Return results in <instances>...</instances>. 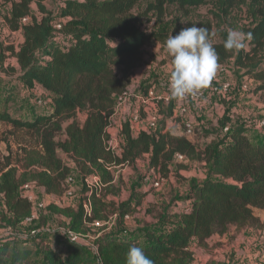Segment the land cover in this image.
I'll list each match as a JSON object with an SVG mask.
<instances>
[{"label":"trees","instance_id":"obj_1","mask_svg":"<svg viewBox=\"0 0 264 264\" xmlns=\"http://www.w3.org/2000/svg\"><path fill=\"white\" fill-rule=\"evenodd\" d=\"M237 1L225 0L223 13L228 14ZM5 2L11 4L5 22L12 31L22 30L23 42L16 50L13 44L0 41V66L15 56L21 80L30 87L37 85L52 101L48 112L32 119L17 118L7 110L12 92L0 96V123L9 126L0 138L6 145V154L0 156V195L8 211L17 222L31 214L33 204L21 194L27 183L49 195L63 196L73 171L71 161L85 187L77 208L62 210L71 218V230L80 232L81 227L105 223L111 217L118 226L97 239V262L89 257L85 244L67 238L63 247L48 244L42 248L43 264H126L133 245L143 248L155 264H194L193 242L206 247L211 236L223 235L232 226L264 228V218L258 214L264 212V137L251 136L244 121L224 116L220 130L227 125L230 130L201 147L187 135L166 129L168 119L181 122L182 118L174 113V99L161 100L163 119L156 130L141 129L133 135L129 120L120 130L125 136L120 151L108 149L110 118L118 98L131 91L138 69L145 64V47L169 36L165 27L144 29L142 20L151 15L159 24L167 6L186 12L207 0H64L56 13L46 0H0V7ZM25 17H31V22L21 24ZM56 24L61 27L57 29ZM206 28L212 32L210 25ZM246 33H251L248 49L230 51L224 48L228 31L220 33V42H212L218 64L232 59L234 67L254 79V92H263L264 9ZM176 154L184 155L185 163L198 161L207 168L205 177L192 181L186 196L177 199V204L187 203L181 211H173V203L167 205L154 215L153 222L124 234L125 217L137 210L144 196L134 194L117 204L97 196L98 190L88 194L87 176L97 172L111 179L113 167H135L144 156H148L150 170L167 178ZM178 168L186 165L178 164ZM88 200L90 216L84 209ZM46 237L39 233L35 240L49 241ZM32 255L30 244L0 239V264H31Z\"/></svg>","mask_w":264,"mask_h":264},{"label":"rangeland","instance_id":"obj_2","mask_svg":"<svg viewBox=\"0 0 264 264\" xmlns=\"http://www.w3.org/2000/svg\"><path fill=\"white\" fill-rule=\"evenodd\" d=\"M63 1L64 0H46V5L50 10L56 13L59 8L58 6ZM10 6V3L5 2L0 7V41L6 39L13 43L14 47H19L22 37L21 33L9 35L7 33V27L4 24V19L5 16L9 14ZM223 6H226L225 0H207L204 5L188 8V10L184 12L175 5H169L167 6L165 16L161 23L157 24L155 18L149 15L142 20V27L144 29L165 27L170 36L176 35L182 28L190 27L193 24L203 27L210 25L212 28L211 34H213L211 35V42H220V33L222 31L235 29L246 33L247 28L254 26V24L261 19V10L264 9V0H238L235 6L228 11V14L223 13ZM140 8H144L143 4ZM166 40L164 42L153 41L145 47V64L138 69L139 72L137 71L140 81L136 78L134 79L132 85L134 92H132L130 100L127 101L136 103L138 107L136 108L137 114L142 117V113L145 112L144 108L148 105L145 106V104L158 101L154 99L148 100L146 103L143 102L147 86L153 79L158 81L164 76L165 79L163 84H165L166 77L172 65V57L165 47ZM244 48L248 49V40ZM15 49L18 50L19 48ZM224 66V72L227 71L228 73V80L225 81V79L221 78L223 70H220V68L217 70L216 74L220 81L229 83L231 86V90L228 94L218 96L220 93L214 90L216 82L212 80L208 85L205 99L197 104L190 103L188 105V111L191 109V115H195L194 113L196 110L201 118H204V125L199 124L193 126L191 124L192 131L187 133L188 128L185 124H175L173 122L174 119L171 118L167 121L169 128H171L174 133L186 134L201 147L210 143L215 137L226 134L224 131L220 130V121L224 116H227L230 120L238 119L245 122L248 120L252 122L255 127L257 126L256 130H261V132L264 133V125L262 127L259 125L260 121L264 120V91L258 93L254 92L256 82L244 75L243 70L234 67L232 59L224 64ZM223 76L224 74L222 77ZM163 89L164 86L160 83L155 87L152 85L151 88L157 96H161L160 94ZM8 92H12L10 96L13 97L9 100L7 110L13 117L32 119L38 113L50 111L51 101L47 98L44 91L37 85L30 87L21 80L17 59L12 55L0 66V96L2 95V98H4ZM166 93V97L175 100V98L169 95L168 90ZM232 98L236 99L234 107H231ZM251 101H255L254 104L257 107L254 111L251 108L248 109L246 106V103ZM175 102L176 100L174 103ZM217 103L221 105L220 110H216L215 104ZM225 104L230 105L228 107L229 112H222ZM199 106H202V109H198ZM200 116L196 117L195 115V118L199 119ZM117 119V117L112 118L110 122V136L113 143H117L118 146L116 147V151L118 152L125 139L120 133V123L118 124ZM140 124L143 126L146 122L143 121ZM133 127L135 132V126ZM8 130L9 126L0 123V138L6 136ZM252 130L251 128L250 132L254 135L255 133ZM3 154H6V145L4 142H1L0 156ZM68 163L73 171L67 182L68 190L63 196L49 195L37 189L38 187H34L33 190H35L34 194L37 196V199L43 200L45 203V207L41 210L39 217L34 221L25 223L23 221L17 222L14 220L13 215L8 211L4 196L0 195V239H6L10 242L20 244H30L33 250V255L30 257L31 264H43L41 250L44 246L50 244L51 246L63 247L68 241L63 231L71 229V218L68 214L63 213L62 210L68 207L77 208L83 200V190L85 188L84 182L80 174L75 170L73 163L71 161H68ZM178 164H185L186 168H178ZM111 170V179L103 178L96 172L97 175L102 178L104 184L100 196L104 197L106 201L120 204L131 198L134 194H142L144 196L141 205L133 214H130L129 218L125 221L122 231L126 234V232L131 233L137 227L143 226L145 222H153L154 215H157V212L161 211L167 205L173 203V211L183 210V207H185L187 203L178 201L177 204V199L186 196L192 181H198L205 177L207 168L203 163L198 161L175 163L169 177L164 178L159 187H153V183L158 180L159 174L149 169L148 156H144L142 159L138 160L135 167L119 165L113 167ZM94 175H92L93 181L95 178ZM132 202L135 203V200L132 199ZM115 228H118L115 219L109 220V223H101L99 226L91 225L89 227L80 228L79 231L82 235V241L86 245L89 257L94 262H97V252L95 249L97 239L104 232ZM39 233L47 235L46 240L49 241H43L42 243L35 240L36 234ZM251 234L253 236L255 235L251 231H245V234L242 233L243 237L250 236ZM50 236L52 238H50ZM253 244L255 245L252 247L253 252H243L239 254L237 252H230L229 247L215 249L213 252L207 250L195 252L194 264H264V241L261 244L255 240ZM231 251L233 250L231 249ZM9 258V255H7V259Z\"/></svg>","mask_w":264,"mask_h":264},{"label":"clouds","instance_id":"obj_3","mask_svg":"<svg viewBox=\"0 0 264 264\" xmlns=\"http://www.w3.org/2000/svg\"><path fill=\"white\" fill-rule=\"evenodd\" d=\"M209 29L191 25L182 28L176 35H170L165 47L172 57L169 69V93L177 100L195 95L206 88L217 73L218 53L211 42ZM251 33L235 29L228 31L224 42L225 50H241ZM126 264H155L143 248L131 246L126 255Z\"/></svg>","mask_w":264,"mask_h":264},{"label":"crops","instance_id":"obj_4","mask_svg":"<svg viewBox=\"0 0 264 264\" xmlns=\"http://www.w3.org/2000/svg\"><path fill=\"white\" fill-rule=\"evenodd\" d=\"M64 2V1H63ZM63 2L61 3V4H63ZM60 4V5H61ZM59 7V6H58ZM10 12H11V6H10V10H9V14L8 15H10ZM4 24L6 25V27H7V33L10 35V34H16V33H21V35H22V37H21V41H20V44L23 42V33H22V30L21 29H19V30H17V31H12V30H10L9 28H8V26H7V24H6V22H5V19H4ZM5 31H6V29H5ZM2 41H4L5 42V44H13V43H11L10 41H8V40H2ZM14 45V44H13ZM15 48H19V47H17V46H15ZM17 64V63H16ZM220 68V70H223L222 71V74H221V78L222 79H225V81L226 80H228V78H227V75H228V73H227V71L226 72H224V69H225V66L224 65H219V67H218V69ZM139 72V71H138ZM224 74V76L222 77V75ZM138 76L139 75H137L136 76V79L138 80V81H140V78H138ZM167 78V77H166ZM164 79H165V76L162 78V79H160V80H158V81H156V80H152L151 82H150V84H149V86L152 88V85H154V87L157 85V84H161L162 86H164V89L161 91L162 93L160 94L161 96L160 97H166V92H167V90H166V88H167V85H166V83L165 84H163V82H164ZM250 80H254V79H251V78H249ZM137 82V81H136ZM162 82V83H161ZM165 82H166V80H165ZM228 82V81H227ZM134 83V82H133ZM132 87V86H131ZM150 88V89H151ZM149 89V90H150ZM131 91L132 92H134V90H133V87H132V89H131ZM222 96V94H218V96ZM50 100V99H49ZM162 101H165L164 103H167V101L165 100V99H161ZM161 100H158V101H156V102H154V103H150L149 104V102L148 103H146L145 104V108H144V110H145V112L144 113H142V115L144 116H146V113H160V107H159V104L161 103V102H159V101H161ZM176 100V102H175V104L176 103H178L179 101L177 100V99H175ZM174 100V101H175ZM51 101V100H50ZM235 101H236V99L235 98H232V100H231V107H234L235 106ZM255 101H251V102H248V103H246V106L248 107V109H252L253 111L254 110H256L257 109V107L255 106ZM51 105H52V101H51ZM51 105H50V107H51ZM215 106H216V110L218 109V110H220V107H221V105L219 104V103H217V104H215ZM230 105H228V104H225V106H223V109H222V112H225V111H227V112H229L228 111V107H229ZM136 108H138L137 106H136V103H134V102H122L121 100H117V103H116V106H115V113L113 114V116L111 117V121H112V118H115V117H117L118 119V124L120 123V129L122 128V125H123V123H125V122H127V121H129L130 120V126H131V128H132V133H133V135H137L138 133H139V131L142 129V125L140 124V123H134V122H131V117L132 116H134V115H136L137 114V110H136ZM150 109V110H149ZM198 109H202V106L200 107H198ZM191 109L188 111V114H187V118H188V120L191 122V124L194 126V125H199V124H201V125H204V123H205V120H204V118H201V116H200V114L199 113H197V111L195 110V115H196V117L198 116H200V118L199 119H196L195 118V115H191ZM160 115H161V117H163L162 116V114L160 113ZM233 122L235 121V120H233V119H231ZM236 120H238V119H236ZM173 122L175 123V124H180L181 122H180V120H178V119H174L173 120ZM244 123L248 126V128H249V134L251 135V136H253V137H256V136H261V137H264V133L263 132H261V130H256V127L253 125V123L252 122H250V121H244ZM183 124V123H182ZM133 126H135V132H134V127ZM110 127H111V125H110ZM204 127H206V126H204ZM251 128L253 129L252 131L255 133L254 135L253 134H251ZM166 129H170V130H172L171 128H169V125H168V123H167V125H166ZM172 132L174 133V131L172 130ZM109 133H111L110 132V128H109ZM258 133V134H257ZM176 134V133H175ZM184 134V133H183ZM182 133H180V134H178V135H183ZM186 135V134H185ZM122 137L125 139V136L122 134ZM190 138V137H189ZM125 141V140H124ZM124 143V142H123ZM39 190H42V191H44L42 188H39ZM260 216H261V218L263 219L264 218V212H259L258 213ZM234 226H232L231 228H230V230L229 231H227L225 234H223V235H219V234H214L213 236H211L208 240H207V246L206 247H202V246H198V245H196V243L195 242H193L192 244H191V250L194 252V254H195V252H202V251H204V250H207V251H209V252H213L215 249H221L222 247H229V251L230 252H237L238 254L239 253H246V252H253V250H252V247H254L255 245L253 244L254 243V241L255 240H257V242H259V243H261L262 244V242L264 241V228H246V229H241V230H238L236 227H234ZM234 229V230H233ZM245 231H247V232H249V231H251V232H253L255 235L253 236L252 234L250 235V236H246V237H243V235H242V233L243 234H245ZM240 247H242V248H240ZM231 249L233 250V251H231Z\"/></svg>","mask_w":264,"mask_h":264},{"label":"built area","instance_id":"obj_5","mask_svg":"<svg viewBox=\"0 0 264 264\" xmlns=\"http://www.w3.org/2000/svg\"><path fill=\"white\" fill-rule=\"evenodd\" d=\"M31 22V17H25L21 20V24H25V23H29ZM55 27L57 29H59L61 26L60 24H56ZM219 77L217 76V74L214 76L213 80L216 82L215 83V88L214 90H216V92L222 94L223 96L228 94V92L231 90V86L229 85V83H226L224 81H220V79H218ZM166 85H167V90L169 92V74L167 75V79H166ZM246 87V86H244ZM208 91V86L202 90H198L197 93L195 95H191L188 96L184 99L178 100L179 102L176 103V105L174 106V113L175 115H179L181 116L182 120L181 123L185 124L187 126V133H190L192 131L191 129V123L187 118V112H188V105L190 103H194L197 104L199 102H202L205 99L206 93ZM170 95V93H169ZM132 97V92L129 90L125 91L119 98L118 100H121L122 102H127L128 100H130V98ZM161 100V99H165L167 102L171 100L170 97H160L157 96L154 91H152L151 89L148 91V93L143 97V102L146 103L148 100ZM178 113V114H177ZM161 115L160 113H146V116L144 115L143 117L141 115H134L131 117V122L134 123H142L143 121L146 122L145 125H143L144 127H142V129L147 130L148 132L154 131L158 128L160 120H161ZM110 122H111V118H110ZM110 122H109V128H110ZM259 125L262 127L264 125V120L260 121ZM230 130V125H227L222 131H224L225 133H227ZM124 144V143H122ZM117 143H113V141L111 140V136L108 140V149L118 153L116 151V147H117ZM122 146V145H121ZM121 149V148H120ZM186 160L184 155L181 154H176L174 157V162L175 163H182ZM92 175L91 174L89 176L86 177L85 182L86 185L88 187V194H92L95 190V192L97 193V196L100 195V192L104 186L102 178H100L99 175L95 174V178L94 181L92 180ZM164 178H162L160 175L158 176V180L156 182L153 183V187H159L160 183L163 181ZM34 187H36L35 185L31 184V183H27L24 184L21 187V194L23 197L27 198L29 201L32 202L33 204V210L31 212V214L29 216H27L26 218H24L23 220H21V222H30V221H34L36 220L39 215L41 210L45 207V203L43 202V200H38L37 196L34 194L35 190ZM37 188V187H36ZM38 189V188H37ZM84 209L86 211V213L90 216L92 214V204L91 201L88 200L87 202L84 203ZM126 219L129 218V215H127L125 217ZM114 217H111L110 220H114ZM102 222L99 221H95L94 223H92V225H100ZM109 223V221H108ZM105 224V223H104ZM63 233L65 234V236L72 241L75 242H79L81 244H85L82 241V235L80 234V232H76L74 230H65L63 231ZM251 264V263H248Z\"/></svg>","mask_w":264,"mask_h":264}]
</instances>
